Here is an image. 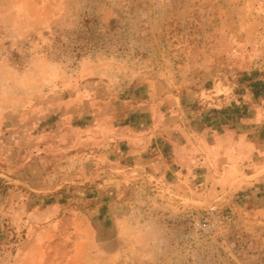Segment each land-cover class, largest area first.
I'll return each instance as SVG.
<instances>
[{"label":"rangeland","instance_id":"374dc122","mask_svg":"<svg viewBox=\"0 0 264 264\" xmlns=\"http://www.w3.org/2000/svg\"><path fill=\"white\" fill-rule=\"evenodd\" d=\"M153 110L190 139L135 168ZM87 161L132 169L104 196ZM0 173V264H264V0H0Z\"/></svg>","mask_w":264,"mask_h":264},{"label":"crops","instance_id":"0c3cea01","mask_svg":"<svg viewBox=\"0 0 264 264\" xmlns=\"http://www.w3.org/2000/svg\"><path fill=\"white\" fill-rule=\"evenodd\" d=\"M158 92L160 93V90H158ZM146 116H149L148 127L146 126L145 128H141V130L137 131V135L135 136L137 138V141H135V143L130 146V151L135 152L136 154V159H134L136 162L135 168H144L145 166H149V162L151 164L154 163V166L169 167V162L175 159V150H177L178 147L184 145L187 141L185 138H188V135H181V133L183 134V131L181 129V131H179V129L177 130L176 128L179 125L181 118L179 117V115L174 114L173 112L161 115L160 112H156L155 110H153L152 113L147 114ZM162 120H164L165 122L162 123ZM145 156L147 158H145ZM74 163L76 164V162H73L72 166L74 165ZM35 165L36 163L32 165L30 162H28L24 165L13 166L12 168H10L9 172L11 171L10 173L16 176V178H13L11 182H9V184L26 186L38 193L56 192L59 189L63 188L67 183L76 184L74 178H72V182H61L59 176L62 173L58 174V172L53 175L44 177V173H47L45 172L47 167L43 165L45 167L44 170L40 168L39 171H36ZM94 166L95 161H87L86 163H84L83 168L88 170L89 173L86 174L85 180L83 182L77 183L87 184L92 182L94 184H99V188H103V195L108 190L107 188H109L107 186H110L112 184L111 180L116 178L115 176H113L115 172L132 169L127 167L123 170L120 168L113 171V169L111 168L104 167L103 170H95ZM35 173H37V175L33 177ZM0 176H2L1 173ZM116 179L118 180V178ZM119 181L122 182V179H120ZM102 182L105 185H101ZM29 184L34 186L30 187ZM50 189L52 190L49 191ZM106 198L110 199V197L107 196ZM97 212V214L102 216V211H100V209H98ZM93 213H95V211H93Z\"/></svg>","mask_w":264,"mask_h":264},{"label":"trees","instance_id":"16d2710c","mask_svg":"<svg viewBox=\"0 0 264 264\" xmlns=\"http://www.w3.org/2000/svg\"><path fill=\"white\" fill-rule=\"evenodd\" d=\"M90 20L87 19L86 24H90ZM96 29H92L85 26V29L79 33L75 32L72 37L69 38V42H63V34H52L54 36V44L52 51H59L61 54L73 53L77 58L85 57L92 51H97L100 49L98 45L94 43L96 36Z\"/></svg>","mask_w":264,"mask_h":264}]
</instances>
